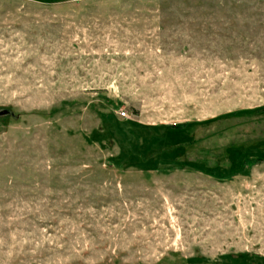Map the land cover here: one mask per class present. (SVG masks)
<instances>
[{"label": "rangeland", "instance_id": "rangeland-1", "mask_svg": "<svg viewBox=\"0 0 264 264\" xmlns=\"http://www.w3.org/2000/svg\"><path fill=\"white\" fill-rule=\"evenodd\" d=\"M0 264H264V0H0Z\"/></svg>", "mask_w": 264, "mask_h": 264}, {"label": "water", "instance_id": "water-1", "mask_svg": "<svg viewBox=\"0 0 264 264\" xmlns=\"http://www.w3.org/2000/svg\"><path fill=\"white\" fill-rule=\"evenodd\" d=\"M3 113H7V111H4Z\"/></svg>", "mask_w": 264, "mask_h": 264}]
</instances>
